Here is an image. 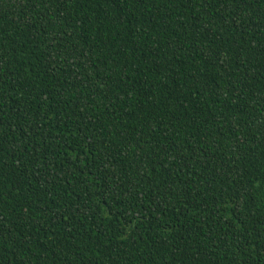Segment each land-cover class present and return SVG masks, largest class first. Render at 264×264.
Masks as SVG:
<instances>
[{
  "label": "trees",
  "instance_id": "trees-1",
  "mask_svg": "<svg viewBox=\"0 0 264 264\" xmlns=\"http://www.w3.org/2000/svg\"><path fill=\"white\" fill-rule=\"evenodd\" d=\"M0 264H264V0H0Z\"/></svg>",
  "mask_w": 264,
  "mask_h": 264
}]
</instances>
